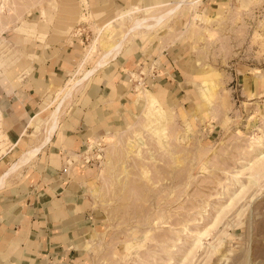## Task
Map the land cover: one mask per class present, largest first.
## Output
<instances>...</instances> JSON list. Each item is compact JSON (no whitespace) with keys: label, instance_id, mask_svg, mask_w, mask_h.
Wrapping results in <instances>:
<instances>
[{"label":"rangeland","instance_id":"obj_1","mask_svg":"<svg viewBox=\"0 0 264 264\" xmlns=\"http://www.w3.org/2000/svg\"><path fill=\"white\" fill-rule=\"evenodd\" d=\"M173 9L143 38L178 36L179 74L84 148L93 220L60 264H264V0H0V79L36 41L84 70Z\"/></svg>","mask_w":264,"mask_h":264},{"label":"crops","instance_id":"obj_2","mask_svg":"<svg viewBox=\"0 0 264 264\" xmlns=\"http://www.w3.org/2000/svg\"><path fill=\"white\" fill-rule=\"evenodd\" d=\"M143 36L157 39L144 30L133 40L129 34L119 56L96 68L100 57L84 70V56L75 65L73 45L48 48L36 41L23 51L25 66L10 79L3 74L0 180L16 168L0 187V264H60L87 234L95 165L83 159L84 148L129 123L134 101L139 112L144 109L136 91L150 89L138 87L137 77L160 102L166 81L179 74L178 36L161 38V46ZM60 103L59 124L50 136L51 123L45 122Z\"/></svg>","mask_w":264,"mask_h":264},{"label":"bare ground","instance_id":"obj_3","mask_svg":"<svg viewBox=\"0 0 264 264\" xmlns=\"http://www.w3.org/2000/svg\"><path fill=\"white\" fill-rule=\"evenodd\" d=\"M182 5H180V6H182ZM175 10L176 9H173L172 11H170L168 13H165L164 15H160L158 17L151 18V20L153 22L150 23V24H146L143 18L137 19V20H135L133 22V24L131 25L129 31L131 33L135 32V31H140V30L151 31L155 27L161 25L170 15H172L175 12ZM123 46H124V41L123 40L120 41L119 43L112 44L111 46H109L107 51H106V53H105V55L97 63V65L95 67L96 68L97 67H103L105 65V63L115 59L117 56H119V54H121ZM78 84H79V82L76 83V85H78ZM70 94L71 93L65 94L66 96H64V94H63V96L64 97H68V96L71 97ZM69 97H68V100L70 99ZM63 99H65V98H63ZM63 99L61 98V100H63ZM68 100H66V101H68ZM137 101L139 103L140 102L143 103L145 107H149V108H153L156 103H159L157 98H156V96L150 90H144L142 93L140 92L139 99ZM63 107H65L64 104H63ZM137 107H139V106L137 105ZM61 108H62V103L57 104V107L54 109L53 113L48 118V121L45 122V125L48 124L49 122L51 123V129L49 131V135L50 136H52L55 133V130H57V126L59 124L58 123L59 122V113H60ZM164 114H165V112H164L163 107H160L157 110H155V114H154L155 115V120L154 121H157V122L162 121L164 119ZM32 158H34V157L32 156ZM24 163H26V161L23 162V164ZM12 168H13V166H12ZM15 168L9 170L5 175H3V177L0 180V187L5 184V182H6L5 179L15 170Z\"/></svg>","mask_w":264,"mask_h":264},{"label":"built area","instance_id":"obj_4","mask_svg":"<svg viewBox=\"0 0 264 264\" xmlns=\"http://www.w3.org/2000/svg\"><path fill=\"white\" fill-rule=\"evenodd\" d=\"M87 162H89V161L87 160Z\"/></svg>","mask_w":264,"mask_h":264}]
</instances>
